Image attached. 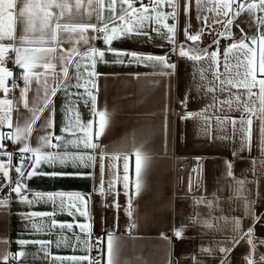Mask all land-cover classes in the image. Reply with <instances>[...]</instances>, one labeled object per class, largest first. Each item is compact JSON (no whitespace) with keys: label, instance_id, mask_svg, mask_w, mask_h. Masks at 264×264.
<instances>
[{"label":"snow or ice","instance_id":"6c2138e0","mask_svg":"<svg viewBox=\"0 0 264 264\" xmlns=\"http://www.w3.org/2000/svg\"><path fill=\"white\" fill-rule=\"evenodd\" d=\"M99 9L93 8L94 0H0V92L3 98H0V126L12 129V131L0 132V193L7 191V195L0 197V206H7L10 202L11 194L19 198L21 203L29 206L39 204H51L53 211L40 212L32 211L26 214V219L32 222V231L36 234L43 232L46 235H55L56 239H37L24 240L19 239L16 243L23 248L28 244L39 245V250L44 253L45 258L51 256L53 262L58 264H122L120 252L122 248L123 237L116 235L118 224L112 231H107L102 235H97L93 242V224L91 222V212L88 208V201L91 194L86 196L80 192H33L27 188L26 181L36 175L65 176L77 175L88 176L92 173L85 172H41L39 166L47 164L49 167L60 165L73 168H96L99 167L100 180L94 191H98L101 196L111 194L113 204L117 210L120 205L117 201L119 191L116 189L118 183L123 184L124 195L127 197L124 211L131 220L132 200L129 194V170L130 154L114 151L108 152L107 146L99 143L100 137L105 134L107 126V113L105 111H96L97 96L94 94L97 89L96 80L103 75L95 69L98 63H108L105 60L106 52L111 53L116 59L113 63L117 64H142L149 67L175 68L170 62L172 55H178L195 63L207 60V67L200 68V78L205 80V73H210L212 80L207 84L197 86V92L201 88L205 92L215 93L217 85L221 93L236 89L237 93H231L224 100H217L213 97V104L207 107L228 106L229 111H242L239 119L230 117H216L220 125L231 123L232 136L221 135L219 139H234L237 134L240 137L239 148L233 151V157L238 153L252 148V126L253 117L259 120L258 149L259 155L252 159V172L255 176L257 169L264 171V0H109L107 4L108 16L104 15L105 0H95ZM193 3L196 8V20L204 27L196 32H192L190 10ZM119 5V9H117ZM139 5V6H137ZM84 10L85 14L91 20L94 12H98L96 23H71L65 17H71L73 10L80 13ZM168 9V10H166ZM213 14L212 23L209 24V17L203 15L204 12ZM247 13L253 23L257 25V34L249 37L247 33L241 31L239 40L232 34V26L238 17ZM184 16V24L181 31L184 40L177 42L176 36L178 27H180V17ZM169 20L174 23H168ZM221 25L224 31L215 33V38L207 47H190L187 42L191 41L193 45L201 42V37L205 34V28L213 29L215 25ZM19 26L20 34H17ZM239 28V25H235ZM91 30L95 35L86 36ZM61 33L65 36L61 38ZM153 34L156 38L165 41L171 45L170 51L165 55H154L137 51L116 49L112 47V42L117 39L142 40L151 42ZM208 34H213L209 32ZM103 39L105 49H100L90 41ZM220 39H226L230 42L225 45L223 50L219 47ZM8 41V43H5ZM70 43L71 47L63 48V43ZM84 46L81 51L80 46ZM163 47V44L160 45ZM63 53L59 56V72L57 71V59L55 53L57 49ZM212 49L209 51V49ZM14 54V59L11 55ZM79 57L80 61L75 63L74 85L65 83L69 76V65L73 64L74 58ZM13 59V63L22 69V80L24 87L20 89L19 97H9L10 91L18 87L15 79L12 80L11 87L8 84L14 73L6 67V61ZM221 67L223 72H221ZM168 73L161 72L160 75ZM35 84V88L33 85ZM91 86V87H89ZM75 87L83 88L84 92H70L68 89ZM63 88L67 100L65 114L67 123L61 128L62 134H67L70 139L64 135H56L54 129V110L50 107L52 97ZM243 90L244 98L238 94ZM33 93V100L30 104L28 95ZM87 96L86 105H90L93 117H99L98 127L95 128V120L81 122L78 110L73 114L74 102L71 97ZM188 97L186 96L181 103L186 106ZM42 101V106L40 105ZM235 103V108L233 104ZM31 115L20 120L23 113L20 112V105ZM207 107L201 110V113H190L185 111L181 119H188L201 115L207 111ZM48 115L44 117L40 125V131L43 135L39 136L37 142L30 143L34 125L41 119L45 111ZM16 112V123L14 126L12 113ZM239 124V128H237ZM223 131V128H221ZM82 133V135H80ZM95 137V142L94 138ZM53 141H56L55 143ZM11 142L14 146V152H7V143ZM145 143L142 142L138 147L134 146V171H135V194L139 195L142 187V177L150 164V156L147 154ZM63 144L64 151L58 149ZM81 147L88 151H79ZM77 149L78 151H69L68 149ZM99 148V152L96 150ZM19 153V163L13 164L14 154ZM30 154V155H25ZM6 158V162L5 159ZM107 160V166H106ZM122 161V175L120 173V164ZM109 175L107 187L105 186V173ZM15 173L13 177L11 173ZM226 175L233 176L232 164L226 161ZM248 183H257V181L236 180L232 194L229 196V202L240 200L242 202V215L228 217L221 215L216 217L213 212L220 210L221 198L213 193L211 199L199 197L195 199L197 206L203 205L209 210L207 218H202L197 212L193 217V223L200 224L209 229L225 232L223 238L216 242V250L221 253L220 264H227V257L231 251L241 242L245 241L250 245V251L245 256L247 264H255L252 252L256 248V237L254 227L260 223L264 215L254 212V202L249 199ZM197 190L199 186L197 185ZM188 191H192L191 180L189 181ZM31 197V198H30ZM57 210L61 213L67 212L74 218L78 214L85 217L87 223H65L58 222L55 219L51 221L49 228L43 227V221L37 218L55 216ZM250 220L251 224L246 229L243 226L244 220ZM223 221L224 227L219 226ZM60 229L59 233L52 230ZM135 227V221L132 220L128 229ZM75 228L79 232L74 231ZM71 232V236L65 234L64 230ZM182 229L174 232V238H181ZM162 238L168 240L169 237L162 234ZM0 243H7L0 240ZM264 244V241H260ZM53 245L60 249H72L73 251L82 250L83 255H52ZM95 251L99 255L93 256ZM211 254L212 249H202ZM25 255L24 251L16 254H0V262L9 264L10 256L13 260ZM264 262V257H261Z\"/></svg>","mask_w":264,"mask_h":264},{"label":"crops","instance_id":"0c3cea01","mask_svg":"<svg viewBox=\"0 0 264 264\" xmlns=\"http://www.w3.org/2000/svg\"><path fill=\"white\" fill-rule=\"evenodd\" d=\"M109 0H105L104 15L108 16L107 4ZM93 8L99 9L98 3L92 5ZM119 9V5H117ZM168 10V9H166ZM98 12H94L91 20L82 9L80 13L73 10L72 16H66L65 19L71 23H96ZM203 15L208 16L209 24L212 23L213 14L204 12ZM264 15V14H261ZM192 32L198 31L204 27L196 20V8L193 3L190 10ZM168 23H174L169 20ZM180 27L177 31V42L183 41L184 36L181 28L184 24V16L180 17ZM238 24L239 28L235 25ZM247 33L249 37L257 34V25L253 23L252 18L245 12L241 14L232 26V34L236 40L241 37V31ZM224 31V28L217 24L213 29L205 28V34L201 37V42L195 45L191 41L187 42V46L204 48L211 44L215 38V33ZM264 31V29H261ZM212 32L213 34H208ZM17 34H20L19 26ZM86 36L95 35L91 30L85 34ZM65 36L61 33V38ZM96 47L105 49L106 45L103 39L90 41ZM230 41L220 39L219 47L221 50ZM8 43V41H5ZM163 44V47L160 45ZM63 48L71 47L70 43H63ZM112 47L116 49L137 51L142 53H150L154 55H165L170 51L171 45L165 41L156 38L153 34L151 42H143L142 40L117 39L112 42ZM81 51L84 46H80ZM212 49L210 48L209 51ZM63 53L60 49L54 54L57 58V71L59 72V56ZM14 59V54H9ZM13 59L6 61V67L13 71L14 75L9 79L8 84L11 87L12 80L15 79L18 87L10 91L9 97H19L20 89L24 87L22 80V69L14 65ZM116 58L106 52L105 60L108 63H98L96 71L102 73L96 80L97 89L93 90L97 96L96 111H105L107 115V126L105 134L100 137L102 145L107 146L108 152H124L130 154V170H129V194L132 200L133 216L131 220L126 215L124 208L126 206L127 197L124 195L123 184L118 183L116 189L119 196L116 198L121 206L117 210L113 204V196L107 194L101 196L97 188L100 180L99 167L96 168H73L71 165L63 167L56 165L54 168L47 164L39 166L41 172H85L92 173L88 176L65 175V176H48L36 175L26 181L27 188L33 192H80L91 198L88 201V208L91 212L93 224V240L97 235H102L107 231H112L114 226L118 224L116 235L123 237L121 243L120 259L122 264H220L221 253L216 250V242L223 238L225 232H218L200 224L193 223V217L198 212L202 218H207L209 210L203 205L197 206L195 199L199 197H207L211 199L213 193L221 198L220 209L213 212V215L219 217L221 215L233 217L242 215V202L235 200L229 202V196L235 187L236 180L257 181V183H248L246 185L249 190V199L254 202V212L264 215V171L257 169L254 176L252 172V159L258 157V132L259 120L253 117L252 126V148L238 153L233 157V151L239 148L240 137L236 135L234 139H219L221 135L232 136L231 123L220 125L216 117H230L239 119L242 111H229L225 104L223 107H207L213 104V97L217 100H224L231 93H237L236 89H231V93L217 91L215 93L205 92L203 88L197 92V86L207 84L212 80L210 73H205L206 79L201 80L200 68L207 67L208 61L202 60L195 63L178 55H172L170 62L175 68H161L159 66L153 68L142 64H117L113 63ZM80 61L79 57H75L73 64L69 65V76L65 81L68 85H74L75 80V63ZM161 72L168 73L160 75ZM221 72L223 68L221 67ZM91 87V86H89ZM35 88V84L33 85ZM70 92H84L83 88L79 90L75 87L68 89ZM244 98L243 90H240ZM188 97L186 106L181 102ZM0 98L3 93L0 92ZM29 102L33 100V93L29 92ZM74 102L73 114L78 110L81 122L95 120V128L98 127L99 117H93L90 105L85 104L87 96L71 97ZM68 98L63 88L52 97L50 107L54 110V129L56 135H64L66 139H70L67 134L61 133V128L67 123L65 107ZM42 106V101H40ZM191 109L194 113H201V110L207 107V111L201 115L181 119L178 114L179 107ZM20 112L23 113L20 123H24V119L30 117V113L20 106ZM235 108V103L233 104ZM48 115L46 110L41 119L34 125V131L31 137V144H35L39 136L43 135L40 131V125L45 116ZM13 123H16V112L12 113ZM223 128V131H221ZM239 128V124H237ZM12 131L6 127L0 126V132ZM82 135V133L80 134ZM94 142H95V137ZM54 143L56 141H53ZM145 143L147 154L150 156V164L142 177V187L139 195L135 194V171H134V146ZM14 146L11 142L7 143V152H14ZM64 151L63 144L58 149ZM69 151H78L69 148ZM79 151L84 150L82 147ZM99 152V151H97ZM30 155V154H25ZM5 162H6V158ZM226 161L232 164L233 176L226 175ZM19 163V153L16 152L13 157V164ZM107 166V160H106ZM120 164V173H122V161ZM14 177L15 173H11ZM109 175L105 173V186ZM191 180L192 191L189 192V181ZM4 181L0 179V183ZM197 185L199 190H197ZM31 198V197H30ZM32 211L49 212L53 211L51 204L43 202L29 206L21 203L18 199L13 200L7 206H0V240L7 243H0V254L9 253L16 254L24 251L25 255L17 257L13 262L10 256L9 264H58L53 262L51 256L45 258L44 253L39 250V245L28 244L21 248L16 241L37 240V239H56L55 235H46L43 232L36 234L32 231L33 224L26 219V214ZM43 221V227L49 228L51 221L55 219L58 222L65 223H87L85 217L78 214L74 218L69 216L67 212H59L57 210L55 216H47L37 218ZM135 221V227L130 232L126 231L131 223ZM251 224L250 220L245 219L243 226L246 229ZM221 228L224 227L223 221L219 222ZM182 229L181 238H174V232ZM59 233L57 227L52 230ZM74 231L79 232L78 228ZM65 234L71 236V232L64 230ZM169 237L168 240L162 238ZM254 235L256 237V248L252 252L255 264H264L261 257H264V218L254 227ZM211 248L212 252L202 251V249ZM52 255L70 256L83 255L82 250L73 251L61 247L57 249L54 245L51 248ZM250 251V245L245 241H241L228 255L227 264H247L245 256ZM2 264V262H0ZM106 264V257L105 262Z\"/></svg>","mask_w":264,"mask_h":264},{"label":"built area","instance_id":"2783aa9c","mask_svg":"<svg viewBox=\"0 0 264 264\" xmlns=\"http://www.w3.org/2000/svg\"><path fill=\"white\" fill-rule=\"evenodd\" d=\"M137 6H139V5H137ZM185 111H187V112H190V113H194V111L193 110H191V109H184L183 107H179V109H178V114L179 115H182ZM99 143H101V141H99ZM102 144V143H101ZM96 151H99V148L96 150ZM7 195V191H5V192H3V193H0V197H3V196H6ZM15 199H18V197H16L15 196V193H12L11 194V198H10V202L7 204V205H9L13 200H15ZM94 240H95V237H94ZM94 240H93V242H94ZM91 255H93V256H98L99 254L97 253V252H95V251H93L92 253H91ZM16 260V259H15ZM15 260H11V261H15Z\"/></svg>","mask_w":264,"mask_h":264}]
</instances>
